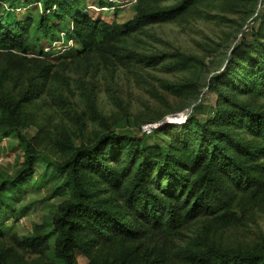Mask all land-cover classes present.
<instances>
[{
    "label": "rangeland",
    "instance_id": "obj_1",
    "mask_svg": "<svg viewBox=\"0 0 264 264\" xmlns=\"http://www.w3.org/2000/svg\"><path fill=\"white\" fill-rule=\"evenodd\" d=\"M34 1L17 0L12 11L26 18V6ZM77 1L80 17L123 24L138 9L173 6L180 0L158 4L147 0ZM0 6L5 10L10 3L0 2ZM38 10L42 14L40 6ZM36 14L34 11L32 16ZM55 19L51 24L54 33L48 38L51 43L44 44L46 55L0 48V95L17 106L18 129L37 153L27 180L7 189L9 207L4 204L0 218V264L55 261L53 238L38 247L27 239L48 234L58 206L69 199L67 192L60 191L62 177L55 164L67 160L74 148L92 146L109 134L147 138L148 144H154L162 134H154L155 130L143 134V126L158 124L160 129L181 126L188 118L202 123L212 120L216 108L223 105L218 89L223 91L225 87L211 88L209 80L223 72L232 50L243 40L254 45L256 34L264 45V0H197L172 20L100 44V49L99 44H93L89 50L75 39L69 14L60 12ZM175 55L189 57L190 61L186 65L178 63L171 58ZM155 56L165 59L156 62ZM240 81L232 87L241 84L240 92L230 88L224 95L240 100L253 112L264 113V95L244 92L250 83L243 86ZM232 131L250 138L244 129ZM259 159L264 162V157ZM23 161L24 149L17 135H0V184L15 179ZM82 180L93 202L113 208V194L100 175L82 170ZM233 205L237 218L231 223L199 217L165 238L88 245L83 252H75V261L168 262L190 245L219 250L262 248L264 196L248 202L236 195ZM9 208L15 212L12 218L7 217Z\"/></svg>",
    "mask_w": 264,
    "mask_h": 264
},
{
    "label": "trees",
    "instance_id": "obj_2",
    "mask_svg": "<svg viewBox=\"0 0 264 264\" xmlns=\"http://www.w3.org/2000/svg\"><path fill=\"white\" fill-rule=\"evenodd\" d=\"M147 1L158 4L167 0ZM196 1L180 0L173 6L138 9L130 21L110 24L80 17L77 0H35L26 6V18L12 11L17 0H0L10 3L5 10L0 6V48L46 55L44 44L51 43L48 38L54 33L52 21L62 12L73 19L74 37L84 49L89 50L93 44H99L100 49V44L172 20ZM33 4L40 6L42 14ZM34 11L36 17L32 16ZM253 42L254 45L243 40L232 50L223 72L209 80L211 88L225 87L223 91L218 89L223 105L216 108L212 120L202 123L188 118L181 126H163L153 132L163 137L154 144H148L147 138L105 135L92 146L74 148L67 160L55 164L62 177L60 191L70 197L58 206L51 231L27 239L28 243L38 247L53 238L52 264H77L75 252H83L88 245L165 238L199 217L231 223L237 218L233 205L236 195L248 202L261 199L264 162L259 158L264 157V113L253 112L240 100L224 95L241 79L243 86L250 83L244 92L264 95V45L256 34ZM248 46L246 50L244 47ZM163 58L155 56L156 62ZM171 58L184 65L190 61L183 56L179 57L181 60L176 55ZM241 88L240 84L232 89L236 93ZM18 124L17 106L0 95V135L16 134L24 149L17 177L0 184V218L4 204L9 207L7 189L27 180L37 158L35 148L21 134ZM235 128L244 129L250 138H242L232 131ZM82 170L100 175L113 194V208H103L92 201L83 184ZM9 210L7 217H14V209ZM145 264H264V246L219 250L190 245L177 251L168 262L153 260Z\"/></svg>",
    "mask_w": 264,
    "mask_h": 264
},
{
    "label": "built area",
    "instance_id": "obj_3",
    "mask_svg": "<svg viewBox=\"0 0 264 264\" xmlns=\"http://www.w3.org/2000/svg\"><path fill=\"white\" fill-rule=\"evenodd\" d=\"M160 125L154 124V125H146L142 127V133L143 134H151L154 130L158 129Z\"/></svg>",
    "mask_w": 264,
    "mask_h": 264
}]
</instances>
